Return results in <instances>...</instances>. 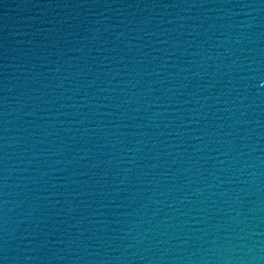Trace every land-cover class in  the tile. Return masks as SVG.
Returning a JSON list of instances; mask_svg holds the SVG:
<instances>
[{"label": "water", "instance_id": "95a60500", "mask_svg": "<svg viewBox=\"0 0 264 264\" xmlns=\"http://www.w3.org/2000/svg\"><path fill=\"white\" fill-rule=\"evenodd\" d=\"M0 264H264V0H0Z\"/></svg>", "mask_w": 264, "mask_h": 264}]
</instances>
